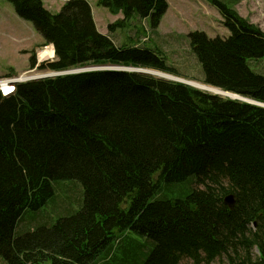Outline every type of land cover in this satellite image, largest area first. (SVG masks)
<instances>
[{
  "label": "trees",
  "instance_id": "16d2710c",
  "mask_svg": "<svg viewBox=\"0 0 264 264\" xmlns=\"http://www.w3.org/2000/svg\"><path fill=\"white\" fill-rule=\"evenodd\" d=\"M9 1L42 47L54 46L57 61L42 69L115 65L186 79L159 49L112 38L134 20L157 30L167 0H99L123 15L107 34L88 0H68L57 14L41 0ZM212 4L230 36L188 35L204 85L264 104V73L250 66L264 60V31L223 0ZM36 64L34 53L30 69ZM66 180L83 186L79 211L18 236L26 214L50 204L53 184ZM195 181L191 187L204 188L158 197L167 184ZM138 248L148 249L143 264H212L224 256L264 264V108L133 72L64 75L19 83L8 97L0 92V264H129Z\"/></svg>",
  "mask_w": 264,
  "mask_h": 264
},
{
  "label": "rangeland",
  "instance_id": "374dc122",
  "mask_svg": "<svg viewBox=\"0 0 264 264\" xmlns=\"http://www.w3.org/2000/svg\"><path fill=\"white\" fill-rule=\"evenodd\" d=\"M41 1L46 10L57 14L67 0ZM98 1L89 0L93 7L94 19L99 32L107 34L108 26L118 19H123V15L115 16L111 14L107 8L99 6ZM223 1L229 7H234L241 17L258 25L264 31V0ZM167 2L169 10L157 30L152 31L147 22L140 23L134 20L129 27L116 29L112 33V38L117 44L135 43L140 47L155 51L160 50L166 57L167 64L176 68L180 76L187 79H184L185 81L204 84L203 68L192 52L188 35L199 31L205 32L210 38H227L230 36V32L222 24L221 15L209 0H167ZM139 27L143 29L141 34L137 33ZM147 27L149 33L146 31ZM43 44L44 40L35 29L33 23L20 18L9 0H0V75L3 77L2 79H9L5 78V76L12 70L16 72L14 77H18L30 70V59L34 53L37 56V63L38 57L42 61L41 64H48L55 60L53 59L55 58V53L52 57L48 56L49 52H44V48H41ZM39 53L40 56L38 55ZM250 66L253 70L264 73V60H254L250 62ZM14 77L11 78L14 79ZM194 183L196 181L175 186L167 184L165 187L167 190L158 197L161 199H175L183 191L188 192L194 188H204L199 184L191 187ZM53 187L55 196L50 204H54L46 205L33 215L27 213L26 215L30 216V218L26 216L19 223L18 230L20 229V232L17 231L18 236H22L34 228L50 227L59 218L73 215L79 211L83 196V186L80 182L75 180L59 181L55 182ZM33 217L34 220L32 219ZM125 233L126 236L145 245V238L141 235L132 230L125 231ZM119 243L121 244L122 241ZM152 248L153 244L150 249ZM147 251L148 249L145 251V248H138L135 253L130 255L129 264H143L147 259ZM118 256L122 258L124 253L120 251ZM41 264L52 263L44 261ZM181 264H193V262L189 259H184ZM212 264H230V262L224 256Z\"/></svg>",
  "mask_w": 264,
  "mask_h": 264
},
{
  "label": "water",
  "instance_id": "95a60500",
  "mask_svg": "<svg viewBox=\"0 0 264 264\" xmlns=\"http://www.w3.org/2000/svg\"><path fill=\"white\" fill-rule=\"evenodd\" d=\"M95 71H116V72H133V73H141V74H145V75H150V76H153V77H156V78H159V79H165V80H168V81H174V82H180V83H183V84H186V85H189V86H192L188 83V81H180V78H176L172 75H167L168 78H166V74L164 73H158L157 71H154V70H145V69H139V68H134V67H120V66H115V65H96V66H92V65H87V66H84L82 68H77L75 70H72V71H67V72H62V73H53L51 72L50 70H45V71H40L38 70L37 72H50V74L48 75H44V76H37V75H32L30 76V78L26 79V80H40V79H44V78H50V77H59V76H64V75H71V74H79V73H85V72H95ZM158 73L160 74V76L156 75V74H153L152 73ZM29 73H33V71H27L26 74H29ZM20 82L19 80H16V81H13L14 84ZM212 87V86H211ZM213 89H218L216 87H212ZM200 90V89H199ZM221 90V89H219ZM202 91V90H201ZM224 94H228L229 95V99L231 100H238V101H241V102H245V103H248V104H252V105H256V106H260V107H263L264 108V105H262L261 103H257V102H254L252 100H249V99H246V98H242L238 95H235V94H230V93H227V92H224L223 90H221ZM209 93V92H208ZM219 93L217 94H212V95H218ZM231 97H234V98H231ZM225 204L233 209L234 208V196L233 195H229L225 198Z\"/></svg>",
  "mask_w": 264,
  "mask_h": 264
},
{
  "label": "bare ground",
  "instance_id": "6f19581e",
  "mask_svg": "<svg viewBox=\"0 0 264 264\" xmlns=\"http://www.w3.org/2000/svg\"><path fill=\"white\" fill-rule=\"evenodd\" d=\"M44 52H49L48 56L52 57L54 56V48L52 46L48 47L46 50L44 49L43 50ZM41 53V52H40ZM40 53L38 54L40 56ZM55 57V56H54ZM46 58V56H45ZM43 59V58H42ZM54 59V58H53ZM40 60V59H39ZM52 60V59H51ZM34 73V74H33ZM33 73H29V74H26V73H23L21 74L20 76H18V80H26L28 78H30L29 76H32V75H41V76H44V75H48L49 73H45V72H40V73H36V72H33ZM153 73V72H152ZM159 73V72H158ZM158 73H153V74H156L158 76H160V74ZM52 75V74H50ZM168 74H166L167 76ZM170 76V75H169ZM168 78V76L166 77ZM15 79V78H14ZM180 81H183L185 82V80L183 79H180ZM179 82V81H178ZM190 85H192V87L196 88V89H201L202 91L204 90L205 92H209L210 94H217L219 93L217 96L225 99V98H228L229 99V95L228 94H224L221 90L219 89H213L211 86H207V85H204V84H201V83H195V82H188ZM7 85L4 84V89H6V91L8 90V88L6 87ZM231 98H234V97H231Z\"/></svg>",
  "mask_w": 264,
  "mask_h": 264
},
{
  "label": "clouds",
  "instance_id": "9594fccd",
  "mask_svg": "<svg viewBox=\"0 0 264 264\" xmlns=\"http://www.w3.org/2000/svg\"><path fill=\"white\" fill-rule=\"evenodd\" d=\"M89 1V0H88ZM91 4V3H90ZM169 10V9H168ZM92 11H93V7H92ZM93 16H94V14H93ZM146 31H147V33H149V31H148V27L146 28ZM103 34V33H102ZM120 67H123V66H120ZM47 70H50V69H47ZM73 70H75V69H73ZM145 70H151V69H145ZM43 71H45V70H43ZM51 72H53V73H62V72H55V71H52V70H50ZM69 71H72V70H69ZM63 72H67V71H63ZM45 73H49L50 74V72H45ZM72 75V74H71ZM50 78H54V77H50ZM18 79V78H17ZM44 79H46V78H44ZM10 78L9 79H2V80H0V83H2L3 84V86H4V84H10ZM40 80H42V79H40ZM20 82L19 83H24V82H28L29 80H19ZM31 81V80H30ZM33 81V80H32ZM35 81H37V80H35ZM231 94V93H230Z\"/></svg>",
  "mask_w": 264,
  "mask_h": 264
},
{
  "label": "built area",
  "instance_id": "2783aa9c",
  "mask_svg": "<svg viewBox=\"0 0 264 264\" xmlns=\"http://www.w3.org/2000/svg\"><path fill=\"white\" fill-rule=\"evenodd\" d=\"M10 86H11V84H7V87H10ZM0 90L3 92L4 96H6V94L8 93L7 91H5V90L3 89V84H2V83H0ZM14 90H15V88L12 87V88L10 89V92H12V91H14Z\"/></svg>",
  "mask_w": 264,
  "mask_h": 264
},
{
  "label": "crops",
  "instance_id": "0c3cea01",
  "mask_svg": "<svg viewBox=\"0 0 264 264\" xmlns=\"http://www.w3.org/2000/svg\"><path fill=\"white\" fill-rule=\"evenodd\" d=\"M209 1H210V2H211V4H212V0H209ZM212 6H213V7H215L213 4H212ZM215 8H216V7H215ZM217 11H218V10H217ZM218 12H219V11H218ZM93 14H94V12H93ZM219 14H220V13H219Z\"/></svg>",
  "mask_w": 264,
  "mask_h": 264
}]
</instances>
